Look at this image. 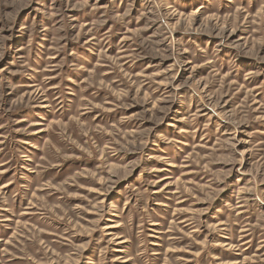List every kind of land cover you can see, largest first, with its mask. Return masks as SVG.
Returning a JSON list of instances; mask_svg holds the SVG:
<instances>
[{
  "label": "rangeland",
  "instance_id": "rangeland-1",
  "mask_svg": "<svg viewBox=\"0 0 264 264\" xmlns=\"http://www.w3.org/2000/svg\"><path fill=\"white\" fill-rule=\"evenodd\" d=\"M0 264H264V0H0Z\"/></svg>",
  "mask_w": 264,
  "mask_h": 264
}]
</instances>
